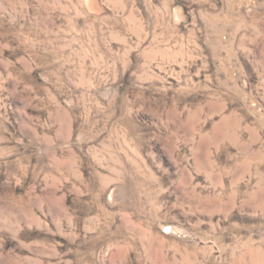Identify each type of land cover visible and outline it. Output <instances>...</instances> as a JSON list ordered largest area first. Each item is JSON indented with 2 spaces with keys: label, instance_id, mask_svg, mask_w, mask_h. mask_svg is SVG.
<instances>
[{
  "label": "rangeland",
  "instance_id": "1",
  "mask_svg": "<svg viewBox=\"0 0 264 264\" xmlns=\"http://www.w3.org/2000/svg\"><path fill=\"white\" fill-rule=\"evenodd\" d=\"M241 2L0 0V264H264V28ZM121 102L168 130L161 167Z\"/></svg>",
  "mask_w": 264,
  "mask_h": 264
},
{
  "label": "clouds",
  "instance_id": "2",
  "mask_svg": "<svg viewBox=\"0 0 264 264\" xmlns=\"http://www.w3.org/2000/svg\"><path fill=\"white\" fill-rule=\"evenodd\" d=\"M237 9L245 8L246 12L244 15L248 17L247 20L242 21L247 29L252 30L253 33L260 31L264 28V12L257 10L255 0H244V2L236 5ZM115 82L114 80L112 81ZM107 99V97H105ZM116 120L120 121L125 127L127 132L133 137L143 149L145 158L151 163L154 168L162 166L163 162L157 159V153L153 151L155 145L154 140L158 137H167L169 132L165 127L161 126L158 130L153 131L152 129H145L137 127V118L133 116V110L131 108H125L123 102L115 106L112 112ZM162 194V192H161ZM174 206V205H173Z\"/></svg>",
  "mask_w": 264,
  "mask_h": 264
}]
</instances>
